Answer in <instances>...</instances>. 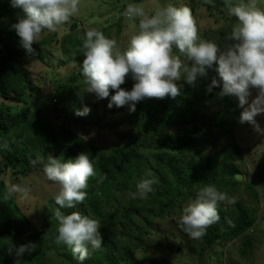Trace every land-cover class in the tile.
<instances>
[{
  "label": "rangeland",
  "instance_id": "1",
  "mask_svg": "<svg viewBox=\"0 0 264 264\" xmlns=\"http://www.w3.org/2000/svg\"><path fill=\"white\" fill-rule=\"evenodd\" d=\"M248 0H234L228 6L221 0H79L78 11L69 21L57 27V31L45 29L38 40L33 42V53H25L17 65V70L24 72L29 84L17 95L10 91L9 97L0 94V109L13 116L17 123L0 133V180L7 185L19 184L29 191L27 196L13 194L14 200L36 228H46L55 218L59 208L81 210L95 219L100 225L102 236L111 235L116 244L115 253L123 252L116 264H264V132H257L248 122H240L238 100L235 97L218 98L206 91L207 85L195 82L197 91L190 99L206 118L211 132L199 136V140L190 149L164 152L153 147L151 139H135V112H129V105L108 107V98L97 99L94 94L84 92L86 84L80 71L84 57L83 40L88 29L101 31L107 38L115 39L121 49L127 46L130 35L138 30L139 18L127 19L123 13L128 4L142 5L145 12L153 14L157 9L169 4L176 7L190 8L198 29V37L215 42L221 48L230 43L228 35L236 18L229 15L228 7ZM257 6L264 9V0H257ZM7 20L0 19V28L13 29ZM174 54L179 55L173 48ZM182 60H185L181 56ZM186 62V61H185ZM216 79H220L211 68ZM135 82L129 74L121 85L131 90ZM220 91V88H219ZM252 97L257 94L251 90ZM202 100V104H200ZM87 106L88 114L76 115L77 110ZM104 107L107 112L103 114ZM39 110V112H37ZM264 130V113L255 117ZM19 134L18 147L36 153H45L67 161L84 152L93 166L101 156L111 155L115 148L132 146L137 153L138 173L123 178L124 182L107 186L99 193L101 211L95 216L88 211L84 201L74 208H60L54 196L59 190L56 182L47 179L43 170L4 166L1 149ZM233 148L239 152L227 158ZM42 155L39 156V158ZM173 159L178 166L193 169V179L201 170L207 171L205 162L213 167L208 172L207 182L200 180L190 188H184V194L174 189V179L165 166L167 159ZM224 162L234 164V174L223 173L219 165ZM239 174L242 180H236ZM145 179L153 181L152 191L146 197L138 194L137 185ZM166 188L171 206L161 216L154 215L157 202L151 201V193L161 184ZM92 177L87 181L86 195L97 190L94 184L90 191ZM207 185H213L219 192L227 194L228 200L218 202L219 215L232 209L234 202L246 206L255 217L254 224L246 231L249 240L242 236L235 238L224 235L212 245L206 246L202 239H193L179 224L182 210L193 202L198 192ZM106 196H109L107 203ZM154 200V199H153ZM163 201H166L163 198ZM234 201V202H232ZM229 212V211H228ZM113 219L111 220V217ZM229 214L226 215V218ZM227 220V219H225ZM126 227L134 242L130 243L120 228ZM227 230L226 228L224 229ZM58 231L50 237L52 249L50 260L53 264H79L69 246L57 243ZM139 238V240L137 239ZM119 241V243H118ZM140 244L135 247V244ZM128 247L122 249V247ZM97 248L88 246V253ZM245 252V253H243ZM114 258V255H110Z\"/></svg>",
  "mask_w": 264,
  "mask_h": 264
},
{
  "label": "clouds",
  "instance_id": "2",
  "mask_svg": "<svg viewBox=\"0 0 264 264\" xmlns=\"http://www.w3.org/2000/svg\"><path fill=\"white\" fill-rule=\"evenodd\" d=\"M78 4L79 0H10L13 8L23 12L11 27L26 53H33V42H38L45 29L55 32L59 25L68 22L77 13ZM228 12L236 18V23L227 37L230 43L221 48L213 41L198 37L196 22L186 6L169 4L149 15L142 5L128 4L123 15L129 20L139 18V23L125 48L118 47L115 39L107 38L101 31H86L82 45L85 58L80 68L86 84L84 92L104 99L109 97L111 88L115 91L108 107L127 104L129 112H135L136 104L146 98L179 96L180 86L176 82L182 76L187 84L194 86L197 78L206 76L207 69L215 65L220 79L213 77L206 91L211 93L214 87H219L218 98H237V106L242 109L240 122H248L257 132H264L255 119L264 113V9L257 6V0H248L230 5ZM174 47L179 55L174 54ZM129 74L135 83L131 90H126L121 85ZM252 89L257 94L250 99ZM89 111L85 106L76 115L83 116ZM43 171L48 180L59 185L54 199L60 208H74L83 202L87 181L94 175L93 163L84 152L67 161L49 155ZM235 179L243 177L237 174ZM152 184L150 179L142 180L137 192L130 195L134 199L137 194L144 198L153 190ZM28 191L19 184L9 183L4 199L13 194L27 196ZM226 200L227 194L215 186L203 187L195 200L182 210L179 224L183 231L193 239L201 238L206 228L220 219L218 202ZM55 218L58 221L56 242L69 246L80 262L87 259L89 245L92 248L102 245L100 225L95 219L79 211L65 215L59 208ZM36 247L31 241L15 246L14 264H21L24 254L30 255Z\"/></svg>",
  "mask_w": 264,
  "mask_h": 264
},
{
  "label": "trees",
  "instance_id": "3",
  "mask_svg": "<svg viewBox=\"0 0 264 264\" xmlns=\"http://www.w3.org/2000/svg\"><path fill=\"white\" fill-rule=\"evenodd\" d=\"M233 1L221 0L225 6L233 3ZM22 16V10L13 8L10 5V0H0V19L3 18L9 23H16ZM32 47L34 49L33 45ZM25 53L26 51L21 46L20 37L16 31L9 28H0V94L3 97H9L11 95L10 91L19 95L28 87V78L25 77L24 72L16 69ZM213 77L211 69H207V75L198 77L196 82L208 85ZM176 83L180 86L179 96L175 98L166 96L163 99L146 98L136 104L135 139L129 144L134 143L138 137H142L144 140L151 139L155 149L169 153L190 149L199 140L200 135L211 132L206 118L190 99L197 91L196 84L194 86L187 84L183 76ZM213 90L214 94L217 95L219 87H214ZM199 102L202 104V100ZM106 112L107 109L104 107L103 114H106ZM16 123L17 120L13 116L4 113L0 109V133L8 131V128ZM18 135L14 134L12 139L1 149L4 160L3 165L5 167H20L23 170L30 168L43 170V165L47 162L48 156L43 152L41 154L32 152L29 149L19 148ZM238 152L239 148L231 149L227 154V158L233 157ZM40 155L42 157L39 158ZM138 163L137 153L132 146L129 148L118 147L113 150L111 155L99 157L93 166L94 175L91 176L93 181L90 185V191L95 186L94 184L97 185V190L86 195L84 200L86 209L98 216L99 211H101L99 193L107 186L124 182V177L128 178L133 176L134 173H138ZM208 165L209 170L206 172L201 170L199 176L193 179L192 168L178 166L173 162V159L168 158L165 161L166 169L174 179L173 187L178 190L179 194H184V188H190L200 180L210 181L212 177L208 178L207 175L208 172L212 173L211 169L213 167L208 161L205 162V166ZM219 169L223 173L234 174L236 172L234 164L228 162L219 165ZM157 188L151 193L150 199L152 203L155 201L159 205L154 215L161 216L171 207L168 206L170 197L163 185V180ZM6 191L4 182L0 180V264H14L15 246L29 241L36 243L37 247L30 255L28 253L24 254L21 264H53L49 256L53 252L49 246V241L54 231L58 229V221L56 218L49 221L45 229L34 227L19 209L13 196L7 200L4 199ZM163 198L166 201H163ZM108 200L109 196H106L105 202L107 203ZM71 212L67 210L63 214L67 215ZM79 212L81 215H86L81 210ZM227 214H229L228 218H226ZM219 216L220 219L208 226L205 234L201 237L204 245H212L224 235L232 238L242 236L243 240H249V236L245 233L254 224L255 217L246 206L234 202L232 209ZM120 230L122 234L127 236L130 243H135L134 236H130L126 227H122ZM102 237V245L93 253L88 254L87 259L79 264H116V261L124 255L121 250L115 253L117 242L110 234ZM137 239L139 240V238ZM139 245L136 243L135 247ZM127 248V246L122 247L126 250ZM110 255H114V258H111Z\"/></svg>",
  "mask_w": 264,
  "mask_h": 264
}]
</instances>
